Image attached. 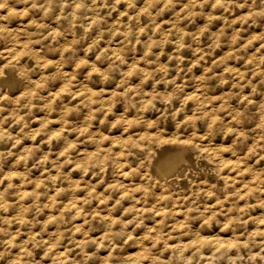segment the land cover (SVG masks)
I'll list each match as a JSON object with an SVG mask.
<instances>
[{"label": "clouds", "instance_id": "1", "mask_svg": "<svg viewBox=\"0 0 264 264\" xmlns=\"http://www.w3.org/2000/svg\"><path fill=\"white\" fill-rule=\"evenodd\" d=\"M0 264H264V0H0Z\"/></svg>", "mask_w": 264, "mask_h": 264}]
</instances>
